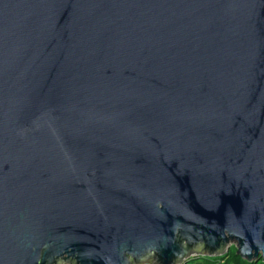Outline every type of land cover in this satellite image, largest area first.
<instances>
[{
  "label": "water",
  "instance_id": "water-1",
  "mask_svg": "<svg viewBox=\"0 0 264 264\" xmlns=\"http://www.w3.org/2000/svg\"><path fill=\"white\" fill-rule=\"evenodd\" d=\"M264 263V0H0V264Z\"/></svg>",
  "mask_w": 264,
  "mask_h": 264
},
{
  "label": "trees",
  "instance_id": "trees-1",
  "mask_svg": "<svg viewBox=\"0 0 264 264\" xmlns=\"http://www.w3.org/2000/svg\"><path fill=\"white\" fill-rule=\"evenodd\" d=\"M218 263V264H255V263H248L244 260H242L240 257L236 256V249L235 247H233L230 252L223 256V257H218V258H203L200 261H197V263L200 264H215L214 263ZM258 264H264L262 262H259Z\"/></svg>",
  "mask_w": 264,
  "mask_h": 264
},
{
  "label": "rangeland",
  "instance_id": "rangeland-1",
  "mask_svg": "<svg viewBox=\"0 0 264 264\" xmlns=\"http://www.w3.org/2000/svg\"><path fill=\"white\" fill-rule=\"evenodd\" d=\"M233 248V246H231V248H230V250ZM230 250H229V252H230ZM228 252V253H229ZM223 257V256H222ZM203 258H195V259H189V261L187 262V263H185V264H200V263H197V261H200V260H202ZM209 259V258H208ZM212 259V258H211ZM214 263H215V260H214ZM215 264H218V263H215ZM225 264V263H224Z\"/></svg>",
  "mask_w": 264,
  "mask_h": 264
}]
</instances>
